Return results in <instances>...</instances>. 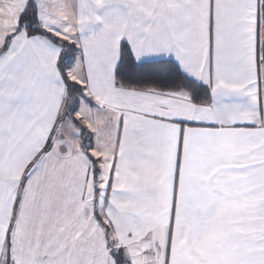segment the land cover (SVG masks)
I'll return each instance as SVG.
<instances>
[{"label":"snow or ice","instance_id":"6c2138e0","mask_svg":"<svg viewBox=\"0 0 264 264\" xmlns=\"http://www.w3.org/2000/svg\"><path fill=\"white\" fill-rule=\"evenodd\" d=\"M0 264H264V0H0Z\"/></svg>","mask_w":264,"mask_h":264}]
</instances>
